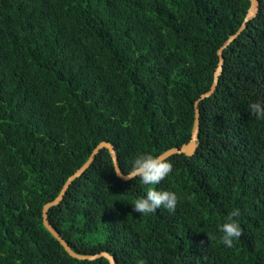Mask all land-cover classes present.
I'll use <instances>...</instances> for the list:
<instances>
[{"label": "trees", "instance_id": "16d2710c", "mask_svg": "<svg viewBox=\"0 0 264 264\" xmlns=\"http://www.w3.org/2000/svg\"><path fill=\"white\" fill-rule=\"evenodd\" d=\"M0 0V264L79 259L46 228L43 206L102 141L123 172L192 138L155 187L174 212L133 211L151 185L116 175L107 147L48 210L81 254L117 264H264V0ZM223 47L224 63L212 86ZM239 208L233 247L219 225Z\"/></svg>", "mask_w": 264, "mask_h": 264}, {"label": "clouds", "instance_id": "9594fccd", "mask_svg": "<svg viewBox=\"0 0 264 264\" xmlns=\"http://www.w3.org/2000/svg\"><path fill=\"white\" fill-rule=\"evenodd\" d=\"M250 115L257 119H264V102H252L248 105ZM173 164L170 160L161 159L158 155L148 153L138 154L134 157L131 167L127 172H123V178L135 180L139 178L144 185H151L146 194L136 197L131 202L133 211L140 215L155 213L157 209L163 207L169 212H174L178 203V196L174 191L161 190L159 185L166 176L172 172ZM117 176H121V170H115ZM241 215L239 208H233L226 219L219 225L218 231L221 233V243L231 248L234 242L243 235V229L238 221Z\"/></svg>", "mask_w": 264, "mask_h": 264}, {"label": "water", "instance_id": "95a60500", "mask_svg": "<svg viewBox=\"0 0 264 264\" xmlns=\"http://www.w3.org/2000/svg\"><path fill=\"white\" fill-rule=\"evenodd\" d=\"M259 9V3L258 0H251V5L248 9L247 15L245 17V20L243 22V24L240 26V28L237 30L236 33L230 35V37L228 38V40L226 41V43L224 44L223 47H225L226 45H228L230 42H232L234 39L237 38V36L243 31V29L247 26V21L251 20L252 18H254V16L257 14ZM223 47H221L218 50L220 59L218 62V66L215 70L214 73V80L212 83V86L210 87V89L203 93L201 95V98H205L207 96H210L216 89L218 81H219V76L222 72L223 69V63H224V56H223ZM199 99L196 101L195 106H196V115H195V121H194V126H193V130H192V138L188 143L183 144L181 147H173L170 148L166 151H164L163 153H161L159 155V157L161 159H165L166 157L175 154V153H186L188 155H192L194 154V152L196 151V147H197V138H198V130L200 127V110H199ZM103 147H107L113 157V161H114V165H115V169L116 170H121L122 175L120 176L121 178H123V170L121 169V166L118 162V156H117V152L114 149V146L112 143L108 142V141H102L100 142L96 148L93 150V152L91 153L90 157L88 158V160L80 167L78 168L72 175H70L68 177V179L66 180L61 192L59 193V195L54 198L53 200L47 202L44 204L43 206V222L44 225L46 226V228L64 245L65 249L74 257H77L79 259H95L97 257L100 256H105L109 259L111 264H117V261L115 260L114 256L111 255L109 252L107 251H102L100 253L97 254H81L78 253L76 251H74L72 249V247L69 245V243L62 237V235L57 231V229L50 223L49 218H48V210L51 206L58 204L63 198L64 195L67 191V189L69 188L70 184L73 182V180L75 178H77L78 176H80L87 168H89V166L92 164V162L95 159L96 154L99 152V150ZM124 179V178H123Z\"/></svg>", "mask_w": 264, "mask_h": 264}]
</instances>
